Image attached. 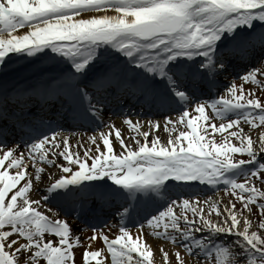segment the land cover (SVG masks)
Returning a JSON list of instances; mask_svg holds the SVG:
<instances>
[{
    "label": "snow or ice",
    "instance_id": "1",
    "mask_svg": "<svg viewBox=\"0 0 264 264\" xmlns=\"http://www.w3.org/2000/svg\"><path fill=\"white\" fill-rule=\"evenodd\" d=\"M244 83L264 91V0H0V264H264Z\"/></svg>",
    "mask_w": 264,
    "mask_h": 264
},
{
    "label": "rangeland",
    "instance_id": "2",
    "mask_svg": "<svg viewBox=\"0 0 264 264\" xmlns=\"http://www.w3.org/2000/svg\"><path fill=\"white\" fill-rule=\"evenodd\" d=\"M236 83L237 84H241L242 81L238 78H236ZM244 87L245 89H249V88H252V87H257L255 85H252L250 83H244ZM256 95L260 96L261 99H264V91L260 90L258 87H257V92H256ZM190 114H194V113H190ZM137 119H141V120H145L146 118H137ZM151 119H154V118H151ZM156 120H159V119H156ZM220 121H217V123H219ZM199 124V122H197ZM205 123H207V121H205ZM187 130V129H185ZM245 131H247V126H245ZM163 136H167V133L163 130ZM214 138L217 140V142H220V140L223 138V134L222 133H214L213 134ZM235 143V141H233ZM233 158H247L246 156H241L240 154H233ZM257 186L259 187L260 184H259V181L256 182ZM206 196H212L214 199H216L217 197H220V198H223L225 199L226 196H225V193L223 192V190L221 189V191L219 193H213L211 191L209 192H206L205 194H199V198L200 199H203L205 198ZM239 206V204L237 205ZM175 211V209H174ZM211 219H216L215 215L213 214L211 217ZM254 223H255V220L256 218L253 217L252 218ZM151 237V236H150ZM152 238V237H151ZM156 238V237H153V239ZM158 239V238H156ZM170 247V245H168ZM193 260V263L194 264H198V261H199V264H204V262L202 260H200V258H191V261Z\"/></svg>",
    "mask_w": 264,
    "mask_h": 264
},
{
    "label": "bare ground",
    "instance_id": "3",
    "mask_svg": "<svg viewBox=\"0 0 264 264\" xmlns=\"http://www.w3.org/2000/svg\"><path fill=\"white\" fill-rule=\"evenodd\" d=\"M155 117H159V116H155ZM134 118V116H133ZM135 119V118H134ZM114 123L119 127L121 125V116H117L115 119H113ZM79 132L77 133V135H75L74 137H70V142L72 143H75L76 141H79L80 143H84L85 145H87V136H86V133H90L91 132V129H85V131H82L81 129H78ZM157 134L162 138V139H165L167 136H163V129L160 128V129H157ZM122 133H125L126 134V126L125 128H122ZM151 138V137H149ZM11 171V170H10ZM42 175H45L46 177V173L42 174ZM217 198H220V197H217ZM216 198V199H217ZM223 200V198H220ZM133 231H135V229H133ZM111 232L113 234H118V230L112 228ZM85 235H89L88 232L87 233H84ZM148 239L150 240V242L153 243V245H155L156 243L158 242H161L159 241L158 239L154 238L153 237L151 238L150 236L148 237ZM94 246H101L102 245V241H95L93 242ZM108 259L110 260V256L108 257ZM191 264H194L193 263V260L191 261Z\"/></svg>",
    "mask_w": 264,
    "mask_h": 264
}]
</instances>
